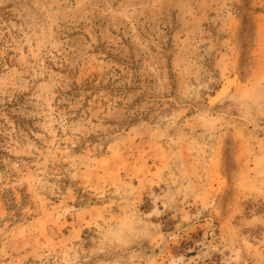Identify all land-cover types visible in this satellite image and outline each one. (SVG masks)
<instances>
[{"label":"rangeland","instance_id":"obj_1","mask_svg":"<svg viewBox=\"0 0 264 264\" xmlns=\"http://www.w3.org/2000/svg\"><path fill=\"white\" fill-rule=\"evenodd\" d=\"M0 264H264V0H0Z\"/></svg>","mask_w":264,"mask_h":264}]
</instances>
